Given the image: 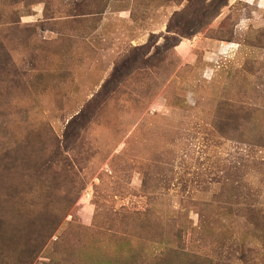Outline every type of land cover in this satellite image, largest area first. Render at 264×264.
<instances>
[{"label":"rangeland","instance_id":"374dc122","mask_svg":"<svg viewBox=\"0 0 264 264\" xmlns=\"http://www.w3.org/2000/svg\"><path fill=\"white\" fill-rule=\"evenodd\" d=\"M0 264H264V0H0Z\"/></svg>","mask_w":264,"mask_h":264}]
</instances>
